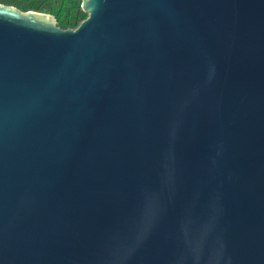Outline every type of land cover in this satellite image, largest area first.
I'll use <instances>...</instances> for the list:
<instances>
[{
	"label": "water",
	"instance_id": "obj_1",
	"mask_svg": "<svg viewBox=\"0 0 264 264\" xmlns=\"http://www.w3.org/2000/svg\"><path fill=\"white\" fill-rule=\"evenodd\" d=\"M0 3V264H264V0Z\"/></svg>",
	"mask_w": 264,
	"mask_h": 264
},
{
	"label": "rangeland",
	"instance_id": "obj_2",
	"mask_svg": "<svg viewBox=\"0 0 264 264\" xmlns=\"http://www.w3.org/2000/svg\"><path fill=\"white\" fill-rule=\"evenodd\" d=\"M0 3L54 16L62 29H76L89 16L82 9V0H0Z\"/></svg>",
	"mask_w": 264,
	"mask_h": 264
}]
</instances>
